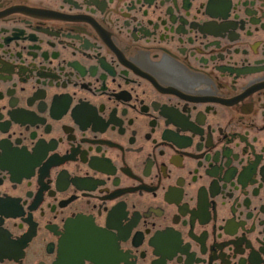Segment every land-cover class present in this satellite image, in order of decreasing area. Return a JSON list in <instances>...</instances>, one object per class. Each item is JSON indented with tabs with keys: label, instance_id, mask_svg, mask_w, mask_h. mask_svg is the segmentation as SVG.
<instances>
[{
	"label": "flooded vegetation",
	"instance_id": "1",
	"mask_svg": "<svg viewBox=\"0 0 264 264\" xmlns=\"http://www.w3.org/2000/svg\"><path fill=\"white\" fill-rule=\"evenodd\" d=\"M0 264H264V0H0Z\"/></svg>",
	"mask_w": 264,
	"mask_h": 264
}]
</instances>
